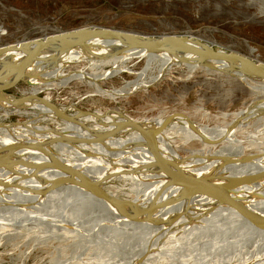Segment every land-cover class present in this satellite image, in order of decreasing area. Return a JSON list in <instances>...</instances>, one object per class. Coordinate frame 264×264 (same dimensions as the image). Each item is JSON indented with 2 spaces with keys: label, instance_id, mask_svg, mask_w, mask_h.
I'll list each match as a JSON object with an SVG mask.
<instances>
[{
  "label": "rangeland",
  "instance_id": "obj_1",
  "mask_svg": "<svg viewBox=\"0 0 264 264\" xmlns=\"http://www.w3.org/2000/svg\"><path fill=\"white\" fill-rule=\"evenodd\" d=\"M83 26H102L155 36L190 34L264 62V0H0V46L42 38L49 34ZM142 55L133 57L115 68L110 64L88 59L67 62V67L73 74L95 70L101 75L104 69L112 68L113 70L111 69L110 73L104 77L94 76L100 80L102 89L109 91L115 89L113 91L117 94L114 97L97 92L92 82L94 79L69 82L59 76L48 77L47 85L37 87V91L33 94H40L43 100L48 99L59 108L74 107L79 110L92 111L105 118L110 116L111 121L123 122L125 125L130 122L150 125L159 120H162V125H165L174 117L180 116L185 118L190 127L202 137L217 135V141L209 142L202 138L203 142L209 144L206 146L196 139H188L181 123H171L168 126L170 130L165 131L169 132L168 138L174 141L179 154L185 157L198 156L207 152L217 153L229 148L228 145L234 142L225 141L223 136H220L222 129H224L223 132L234 131L232 137H236L235 142H243L248 140V137H259L258 140L264 137V113L252 114L248 108L255 101L262 100L264 104V81L262 83V80L249 77L245 80V77L230 73L234 70L226 66L189 67L179 66L178 62L162 65L161 58L146 61L145 65L142 60L133 61L134 58H140ZM129 63L134 64L133 68ZM29 87L32 91V87ZM14 93L19 94L16 90ZM29 104L33 106L42 103L31 101L27 103ZM26 110L29 112L18 114L14 112L13 107L0 102V121L7 123L25 121L26 124L38 123L40 127L45 123L50 126L55 124L51 121L52 119L41 116V111L36 108L30 107ZM5 111L10 114L4 116ZM68 111L73 112V110ZM87 126L84 124L83 128ZM214 128L216 129L213 130ZM217 128L220 129L217 130ZM250 149L247 153L254 152ZM32 157L38 161L49 160L45 154ZM57 157L54 155L53 159L58 161ZM136 179L140 180L143 177L134 178L128 175V178L117 181L104 179L102 183L111 197L126 201L132 194L138 193L133 197L135 199L141 195L140 191L143 187L134 185L133 180ZM42 208L44 207L39 209ZM48 211L45 210V212ZM83 213L94 217L97 214ZM108 220H103V222ZM8 225V228L19 234V238L16 234H4L0 231V234L3 233L0 235V264H88L91 259L99 258L98 255L95 256L94 248L102 244L101 241L106 236L105 234L97 239L95 237L97 231L90 224H78L69 231L77 230L76 232L89 236L88 240L90 239V242L87 241V244L83 245L84 247H79L76 241L55 239H49V241L43 237L69 233L68 230L51 234L48 232V227L30 228L28 226L18 230L17 226L10 223ZM87 229L92 231L89 232ZM31 230L33 231L30 232ZM116 230H112L111 233ZM91 245L94 247L92 248ZM247 248H244L243 252ZM199 251L201 255L198 254ZM220 252L203 256L205 252L198 250L196 251L199 255L198 259L185 256L180 260L181 262L167 258V260L154 261L149 264H169L170 262V264L177 262L180 264L198 262L197 264H200L201 260V264H219V262L226 264L224 262H228L229 258V264H237L242 260V256H239L237 251L227 257L220 256ZM214 255H217L216 258ZM105 257L109 259L108 256ZM214 259L219 261L216 262ZM104 264H107L106 261Z\"/></svg>",
  "mask_w": 264,
  "mask_h": 264
},
{
  "label": "bare ground",
  "instance_id": "obj_2",
  "mask_svg": "<svg viewBox=\"0 0 264 264\" xmlns=\"http://www.w3.org/2000/svg\"><path fill=\"white\" fill-rule=\"evenodd\" d=\"M39 39L41 38L26 40L25 43H32ZM104 42H101V44L97 43L89 50L73 51L66 57V60L61 62V64L67 65V62L73 60L88 59L98 63L110 64L115 68L133 57H139L140 54H144L142 50H138L131 45L119 41L106 40ZM23 56L24 54L20 52L7 51L0 56V63L8 60H16ZM146 58L149 62L156 58H161L163 61L162 65L171 62H178L164 52L149 54ZM186 65L189 67H205V65H219L225 67V65L219 62L204 60L200 63ZM230 73L245 77V80L247 78L246 75L239 71L234 70ZM51 76L57 75L49 71L37 77L30 85L32 87L31 93L33 94L36 92L37 87L41 88V86H46L47 78ZM99 81L100 80L98 79L92 81L95 84L97 92L111 97L116 96L117 93L113 91L115 89L110 91L104 90ZM44 101L51 103L48 99ZM27 103H25L24 106L18 107L5 102L6 105L13 107L15 110L14 112L18 114L28 113L29 111L26 110L27 108H36L41 111V116L47 117L46 119H52L51 121L55 122V124L50 126L45 123L44 126L40 127L38 126V123L26 124L25 121L12 123L0 121V164L15 165L22 159L29 157L34 158L32 156H39L42 154L38 152L34 153L32 150L24 148L12 150V148L8 146L9 144L17 142L33 143L63 135L74 138H91L99 133H108L107 136L104 137L103 143L91 142L69 145L65 142H58L49 147V150L53 151V156H58L57 160L59 162H66L65 164L70 167L81 170L93 180L101 183V185H103L102 181L104 179L117 181L128 178V175L134 176V178L143 177V179L140 180H133L136 187H143L140 191L141 195L138 196V199L141 201L135 205L136 208L132 211L133 213H139L140 210L137 209V206L146 207L152 200L156 189L164 182L163 173H161L155 165L158 161L157 154L152 152L145 144L146 136L143 131L138 128L137 125H139L150 133L149 137L155 141L158 153L162 154L172 162L179 161V165H181L182 168L196 173H208L217 169L220 161L210 159V155L237 156L242 159H244L245 156L252 155L249 159H245L240 163L224 166L218 170L216 174L221 182H226L227 180H230L229 182H232L231 180L237 182L241 181L240 184L234 186V193L238 194V196L253 209L264 213V137H262L261 140H258L259 137L247 136L248 140L235 142L234 138L236 137H232L234 131L232 130L233 132H231V130H227L223 132L224 129L221 128L223 131L220 135L219 130L218 135L221 137L223 136L225 141L228 140L234 142L232 145H228L230 146L229 148L223 146L226 150L222 148L224 151L220 150L221 152H207L201 153L198 156L185 157L179 154L177 146L173 143L174 141H170L168 138L169 132L165 131L170 130L168 129V126L171 123H181L182 126H184L188 139H196L206 146L209 144L203 142L202 138L205 141L212 142L218 138L217 135H207V137H202L190 127L185 118L180 116L174 117L171 122H168L165 125H162L163 121L159 120L158 122L156 121V123H149L150 125L138 122L134 125L133 122H130V125L124 124L120 127V124L123 123L113 122L110 120V116L105 118L103 115L95 114V112L92 111L79 110L74 107H71L70 109L60 107L59 110L62 113L72 115L76 118L74 121H67L63 118V116H65L64 114L63 116L60 115V111L56 112V110L49 108L44 104L32 106L31 104L27 105ZM248 108L252 111V114L264 113V110L262 109L264 108L262 100L251 103ZM68 110H73V112L69 113ZM9 114L10 113L7 111L3 113L4 116H8ZM43 121H45V119ZM84 124H87L88 126L83 128ZM215 129L216 128L213 130ZM218 129L220 128H217V130ZM38 130L40 131L36 133ZM249 148L253 149L254 152L247 153ZM53 156L48 159L54 160ZM49 160H45V162ZM152 185H156V187L151 190L150 188ZM90 187V184L83 175L68 172L66 170L26 169L17 174L0 170V231L4 234L13 233L14 235H19L11 228H8L9 221L11 220L10 213L24 216L34 215L39 218L49 219L54 217L52 213L55 214V212H58L61 208L66 209L68 206H71V212L97 213L95 214V217H97V220H102L101 222L113 217H119L125 200L113 198L107 192L104 196L99 195L93 192ZM179 193L180 189L178 187H170L165 190L162 198L177 196ZM250 193L257 194L258 196H252L251 198L249 195ZM133 195L136 196L138 193L132 194L131 196ZM32 202L38 204L41 203L40 206L49 210L50 213H48L49 211L45 212L46 209L42 210L44 208L39 209L31 207L29 204ZM17 203L22 204L21 207L16 206ZM159 214V216L165 219L168 218L171 222L167 226L143 222L125 230L127 232L116 230L115 232L113 231V233L110 231L111 234L106 233L103 241H101L102 244L94 248V251L96 252L95 256L98 255L99 258L95 257L96 259H91L89 263L104 264L106 261L107 264H149L154 261L167 260V258H173L175 261H180L185 256L198 259L197 257L199 255L196 254V251L201 250L202 253L205 252L204 255L202 254L203 256L221 251L220 256L223 255V257L224 255L226 257L227 255H232L234 251H237L240 254L238 255L242 256V260H239L240 262L237 264H264V229L255 226L248 219L244 218L234 210L217 205L213 199L205 194L196 193L185 201L159 211ZM32 231L33 230L30 232ZM48 231L50 230L48 229ZM76 231H69V233L58 234L56 236L48 235L47 237H43L48 240L76 241L79 247L87 244L86 242L90 240H88L89 236L82 235ZM17 238H19V236ZM93 247L94 246H92V248ZM243 247L248 248L243 252ZM88 249L90 248L88 247ZM198 254L201 255V252ZM105 256H108L109 259H106L107 257ZM229 259L228 262L224 263L229 264ZM199 260L201 259L199 258ZM200 262L202 263V260ZM197 263L198 262H196V264ZM219 264L221 263L219 262Z\"/></svg>",
  "mask_w": 264,
  "mask_h": 264
},
{
  "label": "water",
  "instance_id": "obj_3",
  "mask_svg": "<svg viewBox=\"0 0 264 264\" xmlns=\"http://www.w3.org/2000/svg\"><path fill=\"white\" fill-rule=\"evenodd\" d=\"M106 40L119 41L124 44L133 46L143 51L140 58H134L133 61H144L149 54H158L164 52L174 60L178 61V65H186L200 63L201 61L219 62L232 70L239 71L249 78L264 81V62L257 61L251 57L245 56L233 50H229L221 45L206 41L197 36L190 34H165L160 36L141 34L133 31L119 30L102 26H83L71 30L61 31L46 35L41 39L32 43H25L26 40L12 44L0 46V56L7 51H15L23 53L24 56L16 60H8L0 63V102H8L14 106H24L25 103L37 101L49 108L60 111L59 107L51 103L45 102L40 94H32L30 85L34 80L46 72L62 77L69 82L87 81L97 79L100 75L95 70H85L79 74L73 72L66 64H61L66 57L75 50H89L97 43ZM28 44V45H27ZM133 68L134 64H130ZM174 67V66H173ZM176 67V66H175ZM178 67V66H177ZM112 68L104 69V72L98 76L104 77L110 73ZM16 90L19 94L14 93ZM46 103V104H45ZM61 112V111H60ZM64 113H60L63 116ZM63 118L67 121L76 120L69 114H64ZM123 123V122H122ZM124 124H120V127ZM135 125V124H134ZM145 134V144L152 152L157 154L156 166L163 173L164 182L156 189L155 194L146 206H137L139 213H133L136 204L141 201L130 196L123 204L122 212L119 217L110 218L108 221L99 222L94 216L85 213L71 212V206L61 208L55 212L56 217L43 219L34 215L24 216L19 214H11L10 224L17 226V229L26 227H48L50 231H66L78 224H90L96 229V238L102 237L104 234L112 230H128L138 223H152L154 225L167 226L171 220L159 216V211L174 206L179 202L185 201L196 193L205 194L214 200L219 206L228 207L248 219L255 226L264 229V213L253 209L246 204L244 200L234 193V186L240 184L241 181L228 180L221 182L216 172L229 164L240 163L245 159H249L252 155L245 156L244 159L237 156H215L210 155V159L219 160L216 170L208 173H196L191 170L182 168L179 161L172 162L158 153L156 143L152 140L145 129L137 125ZM108 133H99L95 137L74 138L71 136H57L38 142H17L8 146L15 149H28L34 153H42L52 158L53 151L49 147L58 143L65 142L69 145L78 143H103V139ZM137 145L136 143H134ZM74 146V145H73ZM69 165L55 161H38L36 158H25L17 162L15 165L0 164V170L17 174L26 169H57L66 170L68 172L78 173L84 176L93 192L103 195L106 193L103 185L93 180L81 170L72 168ZM162 180V179H161ZM156 185H152L151 190ZM170 187H178L180 193L177 196L162 198L165 190ZM250 197L257 194L250 193ZM258 196V195H257ZM41 204V203H40ZM40 204L32 202L31 207L41 208ZM22 204L17 203L16 206L21 207Z\"/></svg>",
  "mask_w": 264,
  "mask_h": 264
}]
</instances>
